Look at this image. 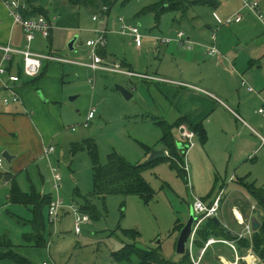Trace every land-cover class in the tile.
Wrapping results in <instances>:
<instances>
[{"label": "rangeland", "instance_id": "1", "mask_svg": "<svg viewBox=\"0 0 264 264\" xmlns=\"http://www.w3.org/2000/svg\"><path fill=\"white\" fill-rule=\"evenodd\" d=\"M167 1L117 0L108 11L100 14L97 21L92 20L94 12L91 9L65 5L63 0L39 1L45 9L52 10L58 16L53 23L55 30L52 29V38L39 39L43 44L40 52L54 54L69 62L44 60L38 78L40 84L37 85L41 92L33 90V99L29 100L32 105L23 111L31 117L32 131L24 119L12 122L15 129H12L10 136L14 138L21 156L18 161L9 162L3 157V152L0 153L3 161L0 167V239L11 241L16 254L27 259L29 264H137L135 255L125 262L117 258L118 252L127 243L141 249H159L167 260L179 261L181 254L177 253L175 246L179 234L174 238L173 230L176 221L178 218L186 221L193 201L197 197L210 199L212 192L220 186L211 162L198 156V162H188L191 168L189 175L183 171L178 173L169 160L146 170L145 178L155 192L149 202L136 194L91 198L94 186L91 156L86 148L77 152L73 149L75 144L93 139L102 164H106L114 152L131 164H140L148 161L152 150H160L163 144L160 141L162 129L159 122L162 119L172 120L175 112L164 97L158 95L155 82L111 70L95 71L81 65L92 61L91 49L86 41L96 36L94 29H107L110 33L107 34L105 51L112 60L122 61L140 73L185 80L181 78L183 75L174 56L165 55L163 48L160 53V42L156 39L174 38L175 34L177 37L179 30L189 26L180 11L165 10L159 13L156 9L151 10L155 4ZM261 2L264 9V0ZM191 8L212 17V9L208 6ZM119 17L140 28L143 34L142 51L132 37L121 32ZM255 23L256 29L249 35L242 38L233 35L240 43L239 47L245 49L249 45L251 49L264 39V27L257 21ZM72 25L77 28L75 32L67 30ZM234 28L224 30L231 32ZM75 37V47L70 49L69 44ZM189 76L185 77L193 79ZM118 85L128 89L132 97L127 99ZM6 96L11 98L9 93ZM2 98L0 104L5 105ZM12 103L10 101L8 105L13 106ZM92 109H96L95 117L88 126H84ZM176 133L177 128L174 129ZM38 141V151H32L30 155L29 151L37 147ZM50 145L54 146L55 151L47 155L44 151ZM55 169L62 178L58 187L55 186ZM198 169L201 170L200 174ZM6 173L13 177L5 176ZM13 178L24 192L36 190L62 201L64 213L56 222L48 225L50 236L46 247H36L23 240V234L30 232L32 227L29 222H21L19 218L29 219L31 213L25 206L10 203ZM254 182L264 188V177L260 176ZM234 187L235 182H229L225 189L232 190ZM85 197L91 198L99 217L90 218L91 222L83 224L81 232L76 233L71 206L84 204ZM247 200L253 202L250 196ZM232 202L233 199L222 203L228 210L229 218H233ZM125 230L139 231L140 236L134 241L125 236ZM2 249L0 247V264H6L1 258ZM231 250L235 253L233 248ZM194 256L196 258L197 250ZM217 260L223 264L221 258Z\"/></svg>", "mask_w": 264, "mask_h": 264}, {"label": "crops", "instance_id": "2", "mask_svg": "<svg viewBox=\"0 0 264 264\" xmlns=\"http://www.w3.org/2000/svg\"><path fill=\"white\" fill-rule=\"evenodd\" d=\"M63 2L65 5L69 4L67 0H63ZM38 4L44 5L41 2H38ZM73 6L80 8L78 5ZM192 6L210 7L212 9V17L206 16L198 9H192ZM240 9L241 0H208L206 4H191L186 11L182 12L184 20L189 25L183 31L186 32V37L195 43L194 47L188 49L180 45L175 38V34V39L172 42L167 45H159V51L163 48L165 55L174 56V60L177 62L176 65L183 75H181V78L185 80H173L166 76L161 77L158 74L140 73L134 71L122 61L112 60V57L107 56L105 50L101 49L102 54H100L107 65H119L121 69L124 67L127 69H124V71L155 77L137 76L141 80L145 79L155 82V89L159 92L158 95H162L169 105H171V108H173L175 113L172 120L162 119L161 121L175 123L178 118L187 115L189 116L190 123L194 125L203 124L207 134V141L205 143L201 142L198 134H196L192 139L194 144L188 147L189 141L183 139L179 132L180 126L190 129L186 123L177 128L176 137L179 139L178 144L179 146L181 145L180 147L184 155L183 168L186 175H189V171H191L188 162L192 164L191 160L198 162V156L205 159L206 162H211L212 171L215 172L220 186L212 192L208 200L213 199L221 189H225L227 183L235 182V187L232 190L225 189V195L222 200V203L226 204L228 200L232 201L233 199L231 205L233 218H229L228 210L222 204L218 219L222 226L226 227L230 233L237 237L234 240H227L235 241L238 252L235 251L234 253L228 244L215 243L208 247L201 264L203 261L204 264H219L217 258H221L223 264H226L228 261H236V254L239 253L240 255L238 242L241 239H238L239 233L249 223H252L253 227L256 223L259 227L264 214L262 206L244 186V183L249 185L255 184V187L264 189L257 186L256 182H254L256 179H260V176L264 177V116L259 111L264 107V39L254 45L255 47L249 49L248 45L244 49L243 47H239L240 43L236 42L237 38L233 37V35H238L241 38L245 37L256 29V25H254L256 24L255 21L262 27H264V22L258 20L254 13L242 10L240 12L242 15L240 22H234L218 28L216 45L220 50V54H208V45L212 43V31L218 27L213 14L216 13L225 20L234 16ZM46 12L49 15L48 19L52 20L53 23L54 20L58 19V16L52 10L46 9ZM94 15L95 13L92 14V20L97 21L93 19ZM62 25V27H65L64 24ZM234 26L235 28L231 32L227 29L224 30V28ZM68 27V31L73 30L75 32L77 30L74 25ZM97 29L99 28L94 29L95 34ZM53 30L48 38H44L38 34L31 44L32 50L40 52L43 49V44L39 42V39L52 38ZM106 31L107 34L108 32L110 33L107 29ZM89 39L92 38L89 37L87 40ZM8 45L16 49H24L27 41L22 26L14 23L5 4L0 1V46ZM159 46L157 47L159 48ZM87 47L90 49L88 45ZM142 47L143 45L137 46L140 51H142ZM40 53L43 52L41 51ZM0 66H5L8 69L7 74L0 75V97L3 96L2 102L5 104L3 99L8 97L6 96L8 93L12 95V92L3 86V82L9 81V74H19L20 68L23 71V58L21 55H12L11 61H4L3 52L0 50ZM100 70L103 69H99L98 71ZM186 74H189L194 80L185 77L189 76ZM39 76L27 77L22 74L19 82H10L15 86L14 90L20 95V101L13 102V106L0 104V153L8 150L10 155L13 156V162L19 160L21 153L17 150V145L13 141L14 138L10 136L13 133L12 129H15L12 122L24 119L30 125L29 129L32 131L31 117L24 114L23 111H26V107L32 105L29 103V100L32 101L33 99V90L41 92L37 87L40 84V82L38 83ZM250 87H253V90H250ZM190 130L193 131L192 129ZM38 144L40 145L39 141L36 144L37 147L35 149L33 147L29 151L30 155L32 151H38ZM159 148L164 149L169 154V151L163 145ZM198 166L200 168L199 163ZM198 171L200 174L201 170L198 169ZM248 196L253 198V202L247 200ZM179 220L183 223L187 221ZM176 234L177 232H175L174 238ZM196 250L198 253L199 249ZM248 252H251L252 255L255 254L252 248H247L244 251V255L240 256H246V254H249ZM257 262L264 264V259L258 257Z\"/></svg>", "mask_w": 264, "mask_h": 264}, {"label": "trees", "instance_id": "3", "mask_svg": "<svg viewBox=\"0 0 264 264\" xmlns=\"http://www.w3.org/2000/svg\"><path fill=\"white\" fill-rule=\"evenodd\" d=\"M39 1L40 0H26L28 8L24 11V15L28 17L45 15L48 18L49 15L46 12V9L38 4ZM116 1L117 0H67L69 4L91 9L94 13L98 11L95 15L99 16L101 13L108 11ZM207 2L208 0H168L167 3L160 2L155 4L151 7V10L156 9L159 13L160 11L162 12L165 10L184 12L191 4L201 5L206 4ZM159 7L161 8L159 9ZM101 49L104 51L105 47ZM101 49L98 50L99 54H102ZM19 74L20 76L23 74L21 68ZM184 123L188 124L190 129L198 134L201 142L205 143L207 141V134L203 124L200 123L194 125L190 123L189 116L187 115L178 118L175 123L160 121L159 125L162 129L160 141L166 150L169 151V154L151 162L145 161L140 164H131L118 153L114 152L109 156L108 162L106 164H102L99 159L97 146L93 139H88L83 143L75 144L73 146L74 152L86 148L92 159L94 186L90 195L91 198L96 196L105 198L108 195L114 194H136L143 198L146 202L153 199L155 192L151 184L145 178L144 172L146 170L154 168V166L159 162L169 160L172 163V168L177 170L178 173H181L182 171L185 172L183 168L184 155L180 147L181 145L179 146L178 144V138L174 134V129ZM148 152H150V149H148ZM5 176L13 177V175L9 173H6ZM12 184L9 197L10 203L25 206L31 213L29 219L19 218L21 222H29L32 227L30 232L23 234V240L36 247H46L50 236L48 225L53 224L49 217V207L54 200L53 197L36 190H32L30 193L24 192L14 178ZM244 186L254 196L264 210V189L255 187V184L249 185L244 183ZM91 198L85 197V203L79 207L77 206L79 213L88 216L89 220L90 218L99 217V212L96 211V208L91 202ZM204 199L206 200V198ZM63 211L61 213H64ZM71 212L74 215L75 224V212L73 209ZM184 225L185 223L178 219L173 229L174 232L179 234ZM124 234L126 237L133 239L134 241L140 236V232L136 230H125ZM212 236L230 240L237 238L230 233L226 227L222 226L221 223L219 224V222L215 221L212 217L206 219L200 225L194 242L195 248L199 249L204 247L207 240ZM176 245L177 244H175V246ZM0 247L3 248L1 258L6 261V264H29L27 259L16 254L14 250L15 246L11 241L7 239H0ZM238 247L240 255H244L245 249L252 248L258 257L264 259V214L259 227L254 231L252 238H243L239 240ZM134 255L138 258L137 264H194L189 249L186 253L181 254L179 261H169L161 254L159 249H141L131 243L124 245L122 250L118 252L117 258L121 262H125L130 261L131 257ZM239 264H247V262L240 259Z\"/></svg>", "mask_w": 264, "mask_h": 264}, {"label": "built area", "instance_id": "4", "mask_svg": "<svg viewBox=\"0 0 264 264\" xmlns=\"http://www.w3.org/2000/svg\"><path fill=\"white\" fill-rule=\"evenodd\" d=\"M3 2L8 9L9 15L12 17L15 24H20L23 28V31L25 33V38L27 41V45L24 49H16L11 46H0V50L3 52V59L4 61H11L12 55H21L23 58V74L27 77H37L43 66L44 60L49 61H61V62H69L66 59H63L61 57L55 56L54 54H43L38 53L32 50L31 44L36 39L37 35L40 34L44 38H48L50 36V33L53 29V21L48 19L45 15H37V16H25L24 11L28 8V4L26 0H0ZM242 10H248L255 14L258 20L264 22V11L261 6L260 0H241V9L238 13H236L234 16L229 17L225 20H223L218 14L214 13L213 16L218 24L217 29H214L212 31V43L208 45V54L209 55H218L220 54V50L218 46L216 45V39H217V30L219 27L224 25H230L232 23H237L242 20V15L240 12ZM99 15H94L93 19L98 20ZM119 21L121 22V32L125 35H129L133 38L136 46L140 47L143 45V34L140 31V28L137 25L130 24L126 22V20L123 17H119ZM176 40L179 42L180 45L187 47L188 49H192L195 45V43L186 37V32L183 30H180L177 32V37H175ZM175 38L171 37H158L156 38L160 44H169L172 42ZM108 43L107 38V31L102 29L96 30V36L95 38L87 40V45L90 47V55L92 61L90 63H83V66L90 67L94 70H111V71H117L126 73L130 76H143L147 78H155L150 75H144V74H138L135 72L130 71H124L121 69L119 65L111 66L107 65L103 58L100 56L98 50L101 48L106 47ZM8 69L5 66H0V75L7 74ZM9 81L3 82V86L10 90L12 92L11 98L5 97L3 99L5 104H9L10 101L12 102H19L20 101V95L14 90L13 84L11 83H17L20 81L21 76L19 74H9ZM11 82V83H10ZM245 84V82H243ZM250 90H253V87H250ZM260 113L264 116V107L261 108ZM96 109H92L89 111L86 121L84 122V126H88L90 121L95 117ZM74 129V128H73ZM180 135L183 139L186 141H189L188 147L192 146L194 143L192 142V139L196 136V133L194 131H191L189 128L185 126L179 127ZM264 140V139H263ZM55 150L54 146H49L44 152L45 154L49 155ZM0 166H2V159H0ZM55 176V186H59L62 178L59 172L54 170ZM225 195V189H221L219 193L211 200H204L202 198H196L193 202V211H194V217L195 222L193 225V230L190 235L189 241L187 243V249H189L192 260L194 264H201L202 258L206 254V251L208 247L215 243H225L231 246L234 251L238 252L237 245L235 241H229L227 239H221V238H215L210 237L207 242L205 243V246L202 248H199L197 256L195 258V238L196 233L200 227V225L208 218H214L218 217L222 205L223 196ZM71 208L75 212V229L77 233L81 232V227L83 224L90 222L88 216L82 215L79 213V209L77 206L72 205ZM63 204L62 201L57 198L54 199L49 207V217L51 222H56L62 212ZM255 231V228L253 227L252 223L246 224L244 229L239 233L238 239L243 238H252V235ZM249 254L247 256H240L239 253L236 254V261L234 264H238L240 259H243L247 261V257L251 256V252H248ZM254 256V255H252ZM248 263V261H247ZM46 264V263H45ZM249 264V263H248ZM256 264L258 262L256 261Z\"/></svg>", "mask_w": 264, "mask_h": 264}, {"label": "water", "instance_id": "5", "mask_svg": "<svg viewBox=\"0 0 264 264\" xmlns=\"http://www.w3.org/2000/svg\"><path fill=\"white\" fill-rule=\"evenodd\" d=\"M77 40V37H75L69 44L70 49H74V44ZM119 90L123 93V95L127 98L130 99L132 97V93L126 89L123 86H119L118 85ZM41 94V93H39ZM168 153L164 150V149H160V150H152L150 153V156L148 158V162H151L155 159L158 158H163L165 156H167ZM3 157H5L9 162L12 161V155H10V153L8 151L3 152ZM214 220L219 222L218 217H214ZM195 222V217H194V211H193V207L190 210V215L189 218L187 220V222L185 223V225L183 226V228L181 229L178 239H177V245H176V250L177 253L179 254H184L187 251V243L189 241L190 235L192 233L193 230V225ZM220 224V222H219ZM254 228L257 229L258 228V224H254Z\"/></svg>", "mask_w": 264, "mask_h": 264}, {"label": "bare ground", "instance_id": "6", "mask_svg": "<svg viewBox=\"0 0 264 264\" xmlns=\"http://www.w3.org/2000/svg\"><path fill=\"white\" fill-rule=\"evenodd\" d=\"M33 49V48H32ZM188 143V142H187ZM187 145V144H186ZM186 148H188V147H186ZM185 148V149H186ZM184 149V148H183ZM186 152V151H185ZM54 199V198H53ZM188 250V249H187ZM247 261H248V263L249 264H256V261H257V258L255 257V256H248L247 257ZM229 264H234L233 262H230Z\"/></svg>", "mask_w": 264, "mask_h": 264}]
</instances>
